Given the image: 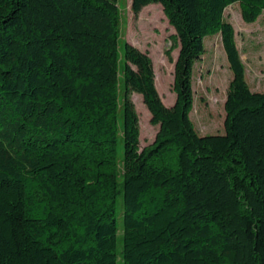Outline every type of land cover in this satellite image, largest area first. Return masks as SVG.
<instances>
[{"label":"trees","instance_id":"obj_1","mask_svg":"<svg viewBox=\"0 0 264 264\" xmlns=\"http://www.w3.org/2000/svg\"><path fill=\"white\" fill-rule=\"evenodd\" d=\"M163 7L179 46L165 105L119 0H0V264H264V92L225 20L264 0ZM220 35L233 80L225 133L200 136L193 74ZM159 127L142 148L134 96Z\"/></svg>","mask_w":264,"mask_h":264},{"label":"rangeland","instance_id":"obj_2","mask_svg":"<svg viewBox=\"0 0 264 264\" xmlns=\"http://www.w3.org/2000/svg\"><path fill=\"white\" fill-rule=\"evenodd\" d=\"M122 14V41H128L148 53L153 60L159 93L168 107L176 101L174 91L175 63L179 46L175 31L162 6L144 9L140 16L133 11V0H119ZM225 20L235 30V40L245 67L246 81L252 92H264V14L253 24L243 20L239 4L225 11ZM233 80L220 35L205 40V53L193 74L194 105L191 120L200 136L225 133V103ZM134 101L141 119L142 148L152 145L159 127L152 123V114L144 98L136 94ZM119 264H123L120 262Z\"/></svg>","mask_w":264,"mask_h":264}]
</instances>
